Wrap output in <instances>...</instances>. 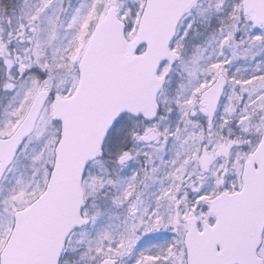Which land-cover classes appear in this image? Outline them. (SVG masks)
Segmentation results:
<instances>
[{
    "label": "snow or ice",
    "instance_id": "1",
    "mask_svg": "<svg viewBox=\"0 0 264 264\" xmlns=\"http://www.w3.org/2000/svg\"><path fill=\"white\" fill-rule=\"evenodd\" d=\"M0 264H264V0H0Z\"/></svg>",
    "mask_w": 264,
    "mask_h": 264
}]
</instances>
